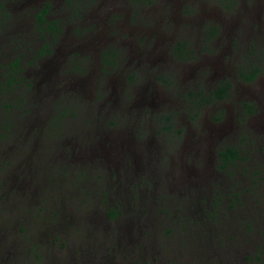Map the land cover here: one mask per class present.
<instances>
[{
  "label": "rangeland",
  "instance_id": "obj_1",
  "mask_svg": "<svg viewBox=\"0 0 264 264\" xmlns=\"http://www.w3.org/2000/svg\"><path fill=\"white\" fill-rule=\"evenodd\" d=\"M11 1L0 0V264H264V130H244L242 102L254 87L240 77L252 65L261 69L252 85L263 87L264 115V0ZM44 3L51 7H38ZM45 8L56 29L45 23L40 31L36 15ZM208 27L217 30L210 43L202 37ZM146 37L148 56L169 53L170 65L150 67L132 56ZM232 39L240 51L231 50ZM47 42L55 53L45 60L39 52ZM173 49L198 56L181 63ZM108 51L111 64H104ZM208 59L230 65L232 88L205 106L189 92L205 87L194 74ZM132 69L139 84L168 97L161 110L115 103L127 94ZM212 114L225 115L222 129H235L209 140L203 160L184 139L191 130L207 135L202 127L215 121ZM123 121L131 125L120 128L128 142L141 137L154 147L132 144L127 157L123 141L113 149L119 140L107 133ZM248 135L253 150L242 141ZM220 142L241 148L224 168ZM125 158L135 162L127 182ZM205 162L206 177L196 176ZM235 195L242 205L230 209Z\"/></svg>",
  "mask_w": 264,
  "mask_h": 264
},
{
  "label": "flooded vegetation",
  "instance_id": "obj_2",
  "mask_svg": "<svg viewBox=\"0 0 264 264\" xmlns=\"http://www.w3.org/2000/svg\"><path fill=\"white\" fill-rule=\"evenodd\" d=\"M11 2H15V0H13ZM41 5L42 4H40L38 7H51L50 3H48V4L44 3V6H41ZM23 6L26 7L24 2H22V7ZM50 11L51 10H49L48 14L46 15L47 19H48V15H49ZM39 13H40V11H39ZM36 18H37V15H36ZM73 27H75V26H73ZM216 31L217 30L213 29V27H208L207 29H205V31L203 33V36H202L204 38V41L208 40L206 43H210L214 39H216V37H217V34H215ZM114 37H115V34H114V31H112L111 34L109 35V38H110L109 41H113ZM143 37H144V35L141 34L139 36V39L143 38ZM142 42H144L143 45L138 44V47H144V49L142 51H140V53H138L137 56L136 55H132L133 57L138 58V62L149 63L148 65H150V67H154L155 65H158L159 68H161V66H164V65H166V66L170 65L169 53H166V55H164V56H158L157 55L158 53H156V55L152 54L151 55L152 58H150V56H148V54L154 53L153 48H149L148 47V42L149 41H148L147 37L144 39V41H141V43ZM229 44L232 46L231 50H233L235 48L233 46H236L238 48V50L240 51V48H239V46H241V42L240 41L235 43V39H232V41ZM50 45H51V42L49 43V47L47 48V50H45L43 53L41 51L39 52L40 53L39 54L40 55L39 58H42V59H45V60L47 58H52V56L55 53V49H53V48L51 49ZM180 45H181V43H179V46ZM109 51H111V50H109ZM109 51H108V54H106V52H105L101 56V61L104 64H105V62L109 63V61L107 60L108 56L111 54ZM232 53L233 52L230 53V56H231ZM184 54L185 53H182L181 51H177V50L175 51L173 49V51H172V53L170 55H171L172 58H174L176 60L180 59L179 61H183L182 59H184V61L181 62V63H184L187 60H191V58L196 59L197 56H198L197 55L195 57V56H193V54H191V58L187 59L184 56ZM223 58H225V54H223ZM194 59H192V60H194ZM252 60H254V59L250 58V62ZM129 62L131 63L132 59H130ZM40 63H41V61L39 62V64ZM109 64H111V60H110ZM150 67H146V72L148 71V69H150ZM251 67L252 68H250V67L248 68L247 67L240 74V77L242 78V81H244L245 83L249 84V86L254 87V92L251 93V94L247 93L248 94L247 97L242 102L243 112L241 114V117H242L241 121H242L243 127H245L244 130L248 129V128L249 129H254L255 134L260 135L261 132L258 131V130H261L263 132V130H264V121L258 120L257 116L258 115L262 116V118L264 119V115H261V110H260V101H261V98H263V87L262 86H261L262 88L261 87H256V86H253L252 84H255L257 82V80L259 78V75L261 74V69L258 66L254 67V65H252ZM229 68H230V65H228V64H224L223 66H221V65H216L215 62L212 61L211 59L206 60L203 63V67L202 68H196V72L194 74V75H196V77H198L197 81L200 84L199 86L202 87V85H203L205 87H203V89H201V88L195 89L194 91H196V93H193L194 91L193 92H189V96L190 95L194 96L196 94L200 99L201 98L203 99L201 102H203L202 105H205V106L207 104H209L211 101H213V99L222 100L223 98L227 97L229 94H231L230 89L232 88L231 87L232 83L230 82L229 78L226 77L228 75V69ZM103 70H106V68H104ZM183 70L186 71V69H183ZM254 72H256V75L254 76V78L252 80H246L242 76V73L246 74V75H249L250 73H254ZM129 75H131V77H127L126 80H125V87L128 89V92L126 94V92L124 90H122V96H121V92L119 94H117L116 95V99H115V103L119 102V105H120V107L122 109H126V110L129 109L130 110L131 108L136 107L138 109L140 108L139 111H141L142 113L144 112L145 114H151V115L153 114L154 109H160L161 110L162 104L168 101V97H166V96H164V95H162L160 93H155L156 90L151 91L150 87L148 85L143 86V85L139 84L140 81H138V79H136L137 74L135 73V71L133 69H132V72L129 73ZM158 78L160 80H162L166 86H168V87L170 86L169 82L166 79H164L163 77H158ZM205 78H208V80L210 81V84H211V82H214V84L217 85V86L215 88H213V86H215L214 84H211L212 87L209 86V84H206ZM224 82L226 84H230V89L228 90L227 95H225L223 98L219 99L217 97L218 88H219L220 84L224 83ZM240 87H241L242 91H244L245 87L243 85H241ZM167 91H169V88H168ZM114 93H115V90H114V92H109V95L111 96ZM243 95H246V93L243 92V94L240 95V96H243ZM149 98H151V99H149ZM177 98L178 99L181 98V94L180 93H178ZM251 101L254 104H250L249 102H251ZM256 106L259 109V113H257L258 109H256ZM212 115H213L212 118H215L214 119L215 121H212V123H211V125L209 126L208 129L202 127V130L204 129L206 132H208L207 135H205L203 137L200 134H197L195 131L192 132V130H191L190 135L186 136L185 139H184V146L186 147V145H187L186 139H188L190 141L191 145H187V148H189V149L193 148L194 149L193 150L194 151L193 154L191 153L190 155H192V156L200 155V157L202 156L203 160L205 159L204 157L206 155H208V150L210 149L209 140H214L216 138L221 139V138H223V136H225V134L226 135L229 134L230 130L232 128H234V125L232 124L228 131L222 129L223 126L228 128L226 125L220 124L221 121L225 118V115L222 118L221 117L217 118L215 114H212ZM158 116L161 117L162 113L159 114ZM248 116L249 117L254 116V118L253 119H249ZM117 117H119L118 113H117ZM159 117H157V118H159ZM216 123H218V124H216ZM248 123H250V125H248ZM259 123H262V124H259ZM128 125H129L128 122H124L123 121L122 123L119 124V126L115 125V126H118L117 127L118 128L117 132H115V133H107V135L113 136L111 138L112 140H115V139L119 140V145H115L113 149L120 150V148L122 147V141L124 142V146H125L124 147V155H125L126 151H130L131 150L130 146L132 144L136 145V149H138V150L140 148H144V149L146 148V150H149L151 148V146L154 147V144L152 143L151 140H149L147 143H144V142L142 143L141 142V140H142L141 137H139V141L137 140V138H135L136 140H133L132 142H128L124 138V135H123V133L125 134V132H126L127 133L126 136H127L128 132L126 130L124 132V131H122L120 129V128L128 127ZM130 126L128 127V129L130 128ZM163 129L164 130L168 129V127H164ZM146 130L147 129H145V128H141L137 132L140 134L141 131L143 133ZM178 134H181V132H178ZM214 134L218 135V137H216ZM121 135H122V137H120ZM251 136H253L252 133H251ZM251 136L248 135L243 140L241 138V140L247 142V146L251 147V150H253L252 149V142H251L253 139H252ZM263 142H264V139H263ZM141 144H144L146 146H142ZM223 144H224V142H220L219 143V148H218V151L216 153V157L221 162V164L224 163V164H227L226 166H229V165L233 164L236 160L235 161H231V162H224V160H222L221 152L227 150L230 147V146L228 147L227 145L224 146V147L223 146L221 147V145H223ZM127 145H128V147H127ZM157 146H158V148L160 147L159 143H157ZM184 146H183L182 149H184ZM233 148L238 149L239 152L241 151L240 147H235L234 146ZM156 149H157V147H155V149H153L149 153L145 154V157L148 159V162L151 159V155H154V153H158L156 151ZM165 149H166V146L164 148L162 146L160 147V151H163V152L167 153L165 151ZM181 154H183L182 151H181ZM263 155H264V151H263ZM263 160H264V156H263ZM124 162H125L124 174H126V175L124 176V179H122V180L123 181L125 180L127 182L129 180V174H130L129 172H130V169H131V164L132 163L135 164V162H134V160L132 161L129 158H125ZM222 167H223V164H222ZM132 169L134 170L133 166H132ZM146 170L149 171L148 164H147ZM206 171H208V167L206 166V162H205V167L203 165V170L197 169L198 173L196 174V176H202V178L206 177V175H204V172H206ZM260 171L261 170H259V172ZM145 173H146V171H145ZM185 173H186V171L184 172V174ZM180 175L182 176V173ZM255 175H256V173H255ZM117 176L120 177L119 174ZM254 184H256V182H254ZM249 190L250 189H247L246 192L248 193ZM200 197H202V196H200ZM134 198H135V196L133 197V199ZM228 199H229V202L231 203V205L229 206L230 209H233L236 206V204H241L242 205V202H243L242 199L240 201V198L237 195L231 196ZM232 212L234 213L235 211H232ZM239 213H244V211H240ZM113 214L114 215L111 216V213L109 212L108 215L111 216L112 218H114L115 215H116V212H113ZM230 214H232V213L230 212ZM248 229H250V228H248ZM157 260H158V258H154L153 257V261H157Z\"/></svg>",
  "mask_w": 264,
  "mask_h": 264
},
{
  "label": "trees",
  "instance_id": "obj_3",
  "mask_svg": "<svg viewBox=\"0 0 264 264\" xmlns=\"http://www.w3.org/2000/svg\"><path fill=\"white\" fill-rule=\"evenodd\" d=\"M48 11H49V9L45 8L42 12L37 14V19H38L40 31H41V28H44L42 25L45 23L48 24V29H56V26H52V24L50 22H48V20H47L46 15L48 14ZM43 36L44 35H42V37ZM45 41H47V40H45ZM48 47H49V42L46 43V45L44 46V49L41 52L43 53L45 50H47ZM255 75H256V72L250 73L249 75L242 73L243 78L246 80H252ZM229 89H230V84H226L225 82L221 83L219 88H218L217 97L219 99L223 98L225 95H227ZM221 157H222V160H224V162L235 161V160H238L240 158V152L238 149H235L233 147H229L227 150L221 152ZM226 165L227 164H224V167ZM110 213H111V216L114 215L113 212H110Z\"/></svg>",
  "mask_w": 264,
  "mask_h": 264
}]
</instances>
